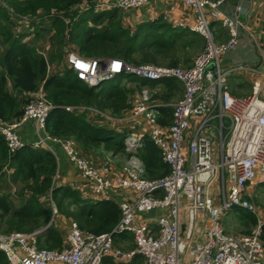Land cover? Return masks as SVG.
<instances>
[{"label":"built area","instance_id":"obj_1","mask_svg":"<svg viewBox=\"0 0 264 264\" xmlns=\"http://www.w3.org/2000/svg\"><path fill=\"white\" fill-rule=\"evenodd\" d=\"M151 1L118 0L117 5L126 13ZM224 1L178 0L197 14L195 24L180 26L205 39L203 52L188 69L85 59L74 53L68 56L69 66L77 78L91 86L120 74L148 81L175 79L183 85V98L172 105V122L167 129L158 123V106L150 103L149 90L136 91L129 101L132 105L129 117L144 116L147 120L149 137L170 167L167 176L144 178L142 162L131 155L123 168L127 177L116 181L107 179L74 141L46 133V121L54 105L46 99L43 88L25 105L20 118L6 121L0 115V134L10 155L26 146L50 149L48 141L59 142L68 160L94 182L96 193L109 188L136 191L135 197L119 205L121 219L113 230L95 235L73 223L66 235L67 245L61 249H40L39 232L0 233V250L10 264H105L107 258L119 264L138 255L143 257L142 264H264L261 224L257 231L244 235L226 234L221 224V217L235 209L256 215L255 203L245 193L257 180L264 182V97L261 96L264 84L254 83L252 94L247 98L233 96L228 76L239 71L258 73V70L250 65L226 69L221 62V57L237 49L243 36L252 41L257 38L254 28L243 18L244 8L239 5L233 14L223 15ZM207 8L211 10L209 16ZM211 22H219L228 32L225 42L216 41ZM260 57L264 62L263 51ZM66 109L90 110L111 118L92 108ZM29 121L35 124L37 139L26 145L18 130ZM136 137L126 139L128 153H136L141 147L142 135ZM105 173H108L106 168ZM216 185L221 186L220 205L214 203ZM184 199L187 204L183 203ZM157 210L163 211L157 231L138 223V215ZM202 214L211 220V226H204L206 218ZM122 234L133 237L134 250L126 251L114 245L115 237Z\"/></svg>","mask_w":264,"mask_h":264},{"label":"trees","instance_id":"obj_2","mask_svg":"<svg viewBox=\"0 0 264 264\" xmlns=\"http://www.w3.org/2000/svg\"><path fill=\"white\" fill-rule=\"evenodd\" d=\"M0 64L5 73L0 72V115L6 121L20 118L23 114L22 106L30 102L32 94L41 87L46 99L54 109L48 116L45 131L51 136L75 141L83 153L91 154L94 149H103L115 154L138 155L144 163L143 177L159 179L170 173V167L163 161L161 151L147 135L142 136L141 147L136 153H128L125 139L134 134L143 126V122L133 121L129 127L108 128L101 124H92L88 121V112L70 113L63 107L84 106L108 113L114 119L123 117L132 105L129 103L135 90L150 84L166 87V93L160 98L167 103L183 95V88L175 79L147 82L128 75H120L113 80L104 82L97 87H91L81 82L75 73L66 70L64 74L48 75L49 62L40 53L38 47L25 40L29 37L28 22L32 25L40 24V28L50 35L52 47L58 55L56 65L62 63L63 49L66 44L75 47L76 52L85 58L107 56L110 52L125 57L124 61L134 65H144L143 60L132 58L134 51L140 47L138 31L131 35V28H125L121 14L117 11L95 13L94 7L87 6L88 10L79 12L87 0H0ZM85 8V9H87ZM68 23H66V21ZM47 23V24H46ZM162 34L156 36L155 42L171 40L176 45V38L168 36L173 29L167 25L157 28ZM40 40L39 33L33 39L34 43ZM193 40L190 45H197ZM170 44L166 46L168 50ZM170 67H177L173 62ZM9 80L12 81L16 95L9 91ZM127 83L136 84V88L127 86ZM153 100V98H152ZM23 107V108H24ZM158 123L162 127H169L173 116V107H158ZM101 120L104 116L97 114ZM4 167L14 169V183L19 188L15 194L18 198L28 195V201L23 202L20 208L12 201V197L0 190V232L13 231L32 233L47 227L54 214L52 203L56 204L57 214L61 211L58 195L64 189L54 185V177L58 173L56 157L44 149H35L26 146L17 153L10 155L7 144L0 134V171ZM50 192L49 202L43 203L41 197ZM25 203V204H24ZM95 208L101 219H106L95 234L101 235L110 232L121 217L120 207L112 203H99ZM245 222L258 225L257 217L246 210L237 209ZM249 219V220H248ZM80 226V225H79ZM81 229H83L80 226ZM84 230V229H83ZM245 233V234H250ZM49 239L46 245L39 243L40 249L62 248V238L57 228L52 224L44 234ZM43 235V236H44ZM42 237V236H41ZM129 234L115 237L116 242L131 238ZM40 238V237H39ZM38 238V240H39ZM118 239V240H117ZM261 239L264 243V225H262ZM134 264H141L142 256H136ZM0 264H10L5 253L0 250ZM105 264H114L107 260Z\"/></svg>","mask_w":264,"mask_h":264},{"label":"crops","instance_id":"obj_3","mask_svg":"<svg viewBox=\"0 0 264 264\" xmlns=\"http://www.w3.org/2000/svg\"><path fill=\"white\" fill-rule=\"evenodd\" d=\"M117 1L118 0H100L101 3L94 7V12L102 13L117 11L121 14L124 27L131 28V35H134L136 31H138L140 34V39L138 40L140 47L137 51L133 52L132 58L143 60V63L145 64H151L159 67H170L173 62H177V67L188 69L193 65L197 56L204 50V37L180 26L182 23L186 24L187 26L196 23L197 14L194 9L186 7L184 4L179 3L178 0H153L138 10L124 13L118 8ZM239 5L244 8L243 18L251 27L254 28L257 40L252 41L247 36H243L239 46L234 51L235 54L225 61L227 64L226 66L223 64L222 66L226 69H230L238 65H250L253 66L254 69L258 70V73L239 71L228 76V82L232 95L235 97L245 98L252 94L254 83L260 82L261 84H264V72L261 71V67L264 66V62L260 57V51L264 52V0H225L221 6V11L223 12V15H231L233 14L235 8ZM86 10H88V8L83 9L82 11L84 12ZM210 11L211 10L209 8L206 9V14L208 16ZM162 24L173 28L168 36L176 38V45L174 47L170 43L172 39L153 43L156 36L162 34V32L157 29ZM211 25L214 30L217 42H225L229 38L228 32L221 26L219 22H211ZM39 26L40 24L32 25L31 22H28L27 25H25V28L27 27L29 37H27L25 40H29L30 43L35 44L39 49L38 51L45 56L47 61L50 62L51 65L48 63L49 76L57 73L62 75L66 72V70L69 69L68 56L70 52L67 53L66 48L71 47L70 51L77 53L76 49L73 45L66 44L63 49L62 63L56 65L54 60L56 59L57 54L55 48L52 47L53 44L50 40V35L45 33ZM38 33L40 40L37 43H34L33 39ZM193 40H197L198 44L190 45V42ZM168 44H170V47L167 50L166 46ZM44 52H47L48 55H45ZM90 59H120L124 61L125 57L114 54V52H110V54L107 56H96ZM0 72L5 73L1 64ZM179 84L183 88V85L180 82ZM8 89L11 93L13 92L16 95V91L11 80H9ZM143 89L149 90L150 103L158 107H166L168 105L175 104L176 102L180 101L184 95L183 88V95L181 97L178 96L174 98L171 103H167L165 100H161L160 98L154 99L156 95L159 94L160 97H162L166 93V87L164 85H158V87L153 88L150 84H147L142 88L135 90L133 96L136 91H141ZM35 94H32L34 99L36 98ZM261 96L264 97V90L262 91ZM23 107L24 106L21 107L22 110L24 109ZM130 111L131 110H129L123 117H117L116 119L104 117L101 120H99L97 118V114L92 111H80L78 113L88 112L89 114H87V119L92 124L99 123L111 129L120 128V126L129 127L133 121H142L143 126L134 134H129L128 136H149L150 128L145 117L141 116L137 118H130L128 115ZM107 112L110 113L109 111ZM16 119L18 118H15L14 120ZM164 128L167 129L168 127ZM18 133L20 134L21 140L26 145H31L37 139L35 124L33 121H29L27 124L19 128ZM74 143L82 152L75 141ZM47 144L50 149L44 150L51 152L56 157L58 162V173L56 177H54V185L59 189H64V191L59 193L58 201L61 211H65V214H57L58 211L54 202L52 203V206L54 207L53 214L55 222H57V231L61 235L63 241L61 246H66V235L73 223L80 225L85 232L95 234L98 230H100L106 219L99 218L96 214L95 208H92V206H98L99 203H112L119 206L122 202L135 197L136 191L123 188H109L100 194L96 193L94 191V182L84 177L83 174L68 160L62 145L59 142L51 140L48 141ZM90 152L91 154H89V152H82V154L90 159L91 163L95 165L107 179L116 181L125 179L127 177V174L123 169L126 161L128 160L127 158H129L127 157V154H115L113 152H107L103 149H94ZM185 155L187 157L189 156L187 151H185ZM135 157H137L142 162L138 155H135ZM142 164L144 166L143 162ZM105 168L108 169V173H105ZM13 177L14 169L11 167H4L2 171H0V190L5 192V194L10 195L12 197L13 203L16 205V208H20L23 205V202L28 201L29 198L27 195L20 199L15 195V193L19 192V188L17 189ZM258 187L264 188V183H260L259 181L254 185L248 186L246 189L245 194L250 196L253 202V194H256ZM50 196L51 194L49 192L46 196L41 197V201L43 203L49 202ZM221 196V186L216 185L214 202L216 205H220ZM183 203L187 204L185 199L183 200ZM162 212V210H157L150 213L140 214L137 216L138 223L149 228L151 231H157L158 218ZM55 213L57 215H55ZM72 214L77 216H72ZM227 215L231 217L233 215H237L236 217L238 218L240 213L234 210L233 212L222 216L221 221H223ZM202 216L206 218V222L204 221V226H211V220L205 216V214H202ZM256 217L257 223L264 225V218L261 216L260 220L258 214H256ZM40 230L41 229L32 233L38 232ZM45 233L46 232H43L38 235L37 239L40 237L38 240V245L39 243L41 245H46L49 241V239H46L44 235ZM116 244L118 245V243Z\"/></svg>","mask_w":264,"mask_h":264},{"label":"rangeland","instance_id":"obj_4","mask_svg":"<svg viewBox=\"0 0 264 264\" xmlns=\"http://www.w3.org/2000/svg\"><path fill=\"white\" fill-rule=\"evenodd\" d=\"M100 3H101L100 0H87V1L84 2V4L81 7L78 8L79 12H81L83 9L87 8V6H97ZM70 50H71V47L66 48L67 53L71 52ZM44 53H45V55H48L47 52H44ZM56 54H57V52H56ZM234 54H235V52L233 51L232 53H229L228 55H225V56L221 57L222 64L224 66H226L227 64L225 63V61H227ZM56 59H57L56 61L58 63V55L56 56ZM49 64H50V62H49ZM261 71L264 72V66L261 67ZM127 86L131 87V88H136V84H133V83H127ZM245 98H247V97H245ZM98 114L100 115V113H98ZM136 138H138V135H137ZM17 189H18V187H17ZM17 193H15V194H17ZM215 193H216V189H215ZM253 199H254V203H255V206H256V213L258 214V216H259V218L261 220V216L264 218V188L263 187H258V189L256 190V194H253ZM257 210H258V212H257ZM231 212H233V211H231ZM231 212H229V213H231ZM226 214H228V213H226ZM72 216H77V215L72 214ZM236 216L233 215L231 217V216L227 215L224 218V220L221 221L222 227H223V229H224L226 234L240 235V234H245V233L254 232V231L258 230V228H257L258 225L256 226L255 224H252L250 221L248 223L245 222V220L242 219L241 215H239L240 218L239 217L237 218ZM52 224H54V226L57 228V225H56L57 222H55L54 216H53V218H52V220L50 222V226ZM260 226H262V225H260ZM116 243H118V246L122 247L124 250L133 249V247H134L133 238L132 237L129 238L128 240H125V241H120V242L117 241ZM119 264H134V261L131 260V261L122 262V263H119Z\"/></svg>","mask_w":264,"mask_h":264},{"label":"clouds","instance_id":"obj_5","mask_svg":"<svg viewBox=\"0 0 264 264\" xmlns=\"http://www.w3.org/2000/svg\"><path fill=\"white\" fill-rule=\"evenodd\" d=\"M66 21V23H68V21L67 20H65ZM70 53H74V54H76V55H78L79 57H81V58H85V57H83V56H80L79 54H77V53H75V52H70ZM85 59H90V58H85ZM98 60H100V59H98ZM114 60H120V59H114ZM121 61H123V60H121ZM123 62H125V61H123ZM126 63V62H125ZM127 64H129V63H127ZM130 65H134V64H130ZM144 65H151V64H144ZM68 68H69V70H71V71H73L74 72V70L73 69H71L70 68V66H69V62H68ZM48 70H49V68H48ZM75 73V72H74ZM76 75V74H75ZM120 75H125V74H120ZM120 75H117V76H120ZM77 76V75H76ZM116 76V77H117ZM128 76H130V75H128ZM133 77V76H132ZM113 80V79H112ZM168 80V79H167ZM81 81V80H80ZM145 81H148V80H145ZM160 81V80H159ZM178 81V80H177ZM81 82H83V81H81ZM107 82V81H106ZM150 82H157V81H150ZM83 83H85V82H83ZM102 83H104V82H102ZM102 83H100V84H102ZM85 84H87V83H85ZM99 84V85H100ZM87 85H89V84H87ZM99 85H96V86H91V85H89V86H91V87H97V86H99ZM41 88H43V87H41ZM40 88V89H41ZM39 89V90H40ZM38 90V91H39ZM37 91V92H38ZM36 92V93H37ZM43 92H44V89H43ZM45 95V94H44ZM48 100V99H47ZM49 101V100H48ZM179 102V101H178ZM177 103V102H176ZM175 103V104H176ZM53 105V104H52ZM171 105H174V104H171ZM67 107H72V106H67ZM79 107H84V106H77V107H75V108H79ZM160 107V106H159ZM173 107V106H172ZM85 108H87V107H85ZM63 109H65L66 111H68L67 109H66V107H63ZM88 109V108H87ZM93 109V108H92ZM76 111V110H75ZM75 111H68V112H70V113H73V112H75ZM84 111H90V110H84ZM23 112H24V109H23ZM76 112H80V111H76ZM51 113V112H50ZM96 114H98V113H96ZM104 114H106V115H108V116H110L108 113H104ZM101 115V114H100ZM103 116V115H102ZM111 117V116H110ZM112 118V117H111ZM48 119V118H47ZM112 119H114V118H112ZM24 126V125H23ZM20 135V134H19ZM130 136H132V135H130ZM130 136H127L126 137V139L128 138V137H130ZM126 139H125V145H126ZM127 146V145H126ZM260 180H257V182H259ZM256 182V183H257ZM255 183V184H256ZM260 183H264V182H260ZM235 210H237V209H235ZM234 211V210H233ZM53 212H54V210H53ZM55 215H57L56 213H55ZM120 219H121V217H120ZM120 221V220H119ZM77 224V223H76ZM78 225V224H77ZM79 226V225H78ZM50 227V224L47 226V227H44V228H42L40 231H38L39 232V234H41V233H43V232H46L47 231V229ZM80 227V226H79ZM83 230V229H82ZM113 230V229H112ZM84 231V230H83ZM11 233H23V234H28V233H24V232H18V231H16V232H11ZM11 233H1V234H11ZM32 234V233H31ZM38 234V235H39ZM94 234V233H93ZM96 235V234H95ZM242 235H244V234H242ZM119 236V235H118ZM131 236V235H130ZM38 237V236H37ZM117 237V236H116ZM133 238V237H132ZM37 241H38V239H37ZM114 245L116 246V247H119V248H122V247H120V246H118L117 244H116V239L114 240ZM133 245H134V243H133ZM39 246V245H38ZM64 247V246H63ZM58 249H61V248H58ZM123 249V248H122ZM135 249V245H134V247H133V249H127L126 251H131V250H134ZM3 252V251H2ZM6 255V254H5ZM7 257V256H6ZM8 259V258H7ZM135 259V258H134ZM133 259V260H134ZM106 260H111L112 262H113V260L111 259V258H107ZM106 260H105V262H106ZM9 261V260H8ZM144 262V260L142 261V263ZM10 263V262H9ZM114 264H117V263H115V262H113ZM141 263V264H142Z\"/></svg>","mask_w":264,"mask_h":264},{"label":"water","instance_id":"obj_6","mask_svg":"<svg viewBox=\"0 0 264 264\" xmlns=\"http://www.w3.org/2000/svg\"><path fill=\"white\" fill-rule=\"evenodd\" d=\"M185 229V226H183V230Z\"/></svg>","mask_w":264,"mask_h":264}]
</instances>
